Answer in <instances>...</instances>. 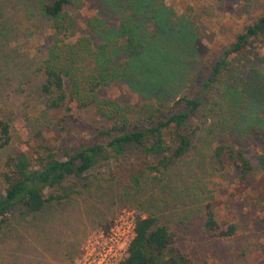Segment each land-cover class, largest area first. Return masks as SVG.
<instances>
[{
  "label": "rangeland",
  "instance_id": "rangeland-1",
  "mask_svg": "<svg viewBox=\"0 0 264 264\" xmlns=\"http://www.w3.org/2000/svg\"><path fill=\"white\" fill-rule=\"evenodd\" d=\"M30 3L0 0V30L3 20L10 26L4 38L0 31V118L10 122L12 136L7 146L0 147V187L7 156L36 144L37 132L61 158L65 150L74 153L81 140L93 136L80 122L66 123L62 110L45 103L40 89L44 75L38 67L52 31L37 17L28 19ZM263 13L264 0H84L73 12L74 39L89 35L95 45L106 41V35L88 26L93 16H99L109 35L119 39L112 61L116 78L99 90L101 98L136 106L144 101L171 103L185 94L196 96L229 44ZM123 21L139 32L145 46L138 57L125 50ZM238 59L233 61L243 72L241 79H251L252 84L264 80V37L251 41ZM260 97L247 107L238 128L218 135L220 143L242 149L255 163L264 153ZM80 114L87 122H100L92 109ZM199 116L192 121L198 122ZM157 159L130 146L119 157L103 158L91 171L94 182L67 203L36 215L11 213L0 231V264H76L121 217L136 219L150 212L170 225L176 246L193 264H264V201L257 199L250 183H240L231 166L193 151L174 164L167 178L155 183L147 179L142 189L132 187L125 177L132 172L130 166L138 168ZM207 203L220 225L216 233L204 230ZM106 223L110 227L104 228ZM232 224L234 233L223 234ZM128 246L129 242L121 243L122 257Z\"/></svg>",
  "mask_w": 264,
  "mask_h": 264
},
{
  "label": "trees",
  "instance_id": "trees-1",
  "mask_svg": "<svg viewBox=\"0 0 264 264\" xmlns=\"http://www.w3.org/2000/svg\"><path fill=\"white\" fill-rule=\"evenodd\" d=\"M29 1L28 19L35 16L42 20L44 28L52 31L51 42L38 67L44 75L40 89L45 103L62 110L66 123L80 122L93 136L81 140L74 153L65 150V158H61L37 132L36 144L7 156L0 187V231L9 223L10 214L16 215V210H20L19 215H36L67 203L94 182L91 171L103 158L119 157L130 146L145 155L158 156L156 161H145L138 168L130 166L132 172L125 177L132 187L142 189L147 179L155 183L167 178L176 162L195 151L203 159L231 166L239 182L250 183L257 199L264 201V153L258 155L255 163L242 149L218 141V135L238 128L247 107L259 94L264 97V80L252 84L251 79H241L243 72L233 61L236 57L240 61L251 41L264 37V13L229 44L196 96L185 94L171 103L144 101L136 106L99 95V90L116 78L112 61L119 39L109 35L110 29L99 16L89 18L87 24L93 32L106 35L105 42L95 45L89 35L74 39L73 12L83 6L84 0ZM6 23L3 20L0 30L3 38L9 35L10 26ZM121 30L126 35L128 55H142L145 46L139 32L128 21L121 23ZM90 109L99 118L98 124L81 118L80 113ZM198 116L199 121L194 123L192 119ZM11 139L10 122L0 118V147L7 146ZM205 207L204 230L216 233L220 229L218 219L210 204ZM135 222L136 235L120 264H193L176 246L170 225L161 222L157 213H140ZM235 228L232 224L222 233L233 234Z\"/></svg>",
  "mask_w": 264,
  "mask_h": 264
},
{
  "label": "built area",
  "instance_id": "built-area-1",
  "mask_svg": "<svg viewBox=\"0 0 264 264\" xmlns=\"http://www.w3.org/2000/svg\"><path fill=\"white\" fill-rule=\"evenodd\" d=\"M136 219L117 220L110 232L104 236L102 242L97 241L88 247L85 254L78 258L76 264H120L125 258L121 256L120 245L122 242H129L136 235Z\"/></svg>",
  "mask_w": 264,
  "mask_h": 264
}]
</instances>
